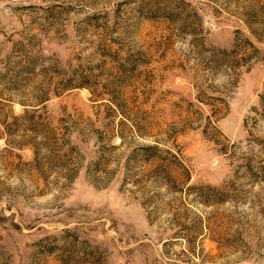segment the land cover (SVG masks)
Returning <instances> with one entry per match:
<instances>
[{
    "label": "rangeland",
    "instance_id": "1",
    "mask_svg": "<svg viewBox=\"0 0 264 264\" xmlns=\"http://www.w3.org/2000/svg\"><path fill=\"white\" fill-rule=\"evenodd\" d=\"M0 264H264V0H0Z\"/></svg>",
    "mask_w": 264,
    "mask_h": 264
}]
</instances>
